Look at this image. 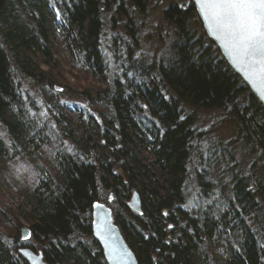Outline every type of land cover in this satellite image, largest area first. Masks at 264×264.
I'll return each mask as SVG.
<instances>
[{"label":"trees","instance_id":"obj_1","mask_svg":"<svg viewBox=\"0 0 264 264\" xmlns=\"http://www.w3.org/2000/svg\"><path fill=\"white\" fill-rule=\"evenodd\" d=\"M150 2L0 0V264H29L22 247L46 264H108L96 201L139 264H264V107L190 29V2L166 7L174 31L141 54ZM73 70L93 82L78 91ZM225 121L227 141L211 132Z\"/></svg>","mask_w":264,"mask_h":264},{"label":"snow or ice","instance_id":"obj_2","mask_svg":"<svg viewBox=\"0 0 264 264\" xmlns=\"http://www.w3.org/2000/svg\"><path fill=\"white\" fill-rule=\"evenodd\" d=\"M195 4L210 35L264 99V0H195ZM101 231H108L107 226ZM124 255L115 243L109 245V259L122 260Z\"/></svg>","mask_w":264,"mask_h":264},{"label":"rangeland","instance_id":"obj_3","mask_svg":"<svg viewBox=\"0 0 264 264\" xmlns=\"http://www.w3.org/2000/svg\"><path fill=\"white\" fill-rule=\"evenodd\" d=\"M188 2L190 1L189 0H151L149 4V8H148L147 18L146 20L142 22V27L139 28V34H140L141 44H142L141 54H145L146 56L150 58L160 53L161 42H164L165 40H167V37L169 36V34H171L172 31H174V23L171 20L166 19L164 10L171 3H177L182 8H186V6L188 5ZM189 27L192 31L199 30V28L202 27L199 21V18L197 20L195 16H191L189 19ZM41 67L43 69H47L45 65H42ZM65 70L68 71L67 68H65ZM77 73H78L77 71L73 70L71 74L66 73V76L69 78L68 80L72 85L76 84L75 87H78V91H80L79 90L80 85L84 86L86 85V82L88 83L93 82L90 77H87L88 81L84 80L85 82L76 81L75 79L77 77L76 75H79ZM79 77L82 78V76H79ZM55 88L62 93L64 92V88L60 87L59 85H55ZM69 92H70L69 95L66 94L69 99H72L71 97L76 96V94L73 91H69ZM208 113L209 114H207V116L209 117L213 116L216 120H218L216 118L218 116H215L216 112L215 113L208 112ZM203 116L208 119L206 115H203ZM211 128H212V131H211L212 134L222 139L223 141H227L235 133L234 128L230 125V122H226V121L217 122V124L215 126H212ZM0 133L4 134V130L2 128H0ZM48 152H49L48 148H43L42 152L40 153L41 161L43 162L44 165L50 164L51 158L49 157ZM15 173L17 174V176H21V177H23V175L25 176L27 175L26 171L22 169L21 167H17L15 169ZM25 180H26V177H25ZM26 182L33 183L32 178L30 177L27 178ZM8 191H10V194H13V191L9 190V188H8ZM23 224L26 225L27 227L26 222H23Z\"/></svg>","mask_w":264,"mask_h":264},{"label":"water","instance_id":"obj_4","mask_svg":"<svg viewBox=\"0 0 264 264\" xmlns=\"http://www.w3.org/2000/svg\"><path fill=\"white\" fill-rule=\"evenodd\" d=\"M192 5L195 7L197 16L199 21L202 25L204 32L206 33L207 37L216 45L219 49L222 57L225 59L227 64L232 68V70L239 75L245 85L250 89V91L256 96V98L262 103L264 107V99H262L259 93L253 89L252 85L245 79L244 73L241 72L233 63L231 58L225 52L224 48L222 47L221 43L217 41L212 35H210L206 23L204 22L203 18L199 14V8L195 4V0H189ZM102 205V208H97L95 205ZM129 208L136 212L141 213V201L140 197L137 192L132 194L131 200L128 202ZM107 226L108 231H101V228ZM92 227H93V235L97 242L99 243L103 255L108 264H139L137 257L129 244L127 243L126 239L124 238L121 229L115 223L113 218V213L110 207L106 204L101 202H95L92 206ZM98 231L100 232L97 235ZM23 238L27 236L30 237V230L29 228L25 227L22 229ZM115 243L118 247H120L126 255L123 256L122 260H114L109 259V245ZM21 254H23L26 259L29 261L30 264H46L43 258L42 251H34L32 249H21Z\"/></svg>","mask_w":264,"mask_h":264},{"label":"bare ground","instance_id":"obj_5","mask_svg":"<svg viewBox=\"0 0 264 264\" xmlns=\"http://www.w3.org/2000/svg\"><path fill=\"white\" fill-rule=\"evenodd\" d=\"M116 17H117V16H116ZM111 197H112V196H111ZM96 202H97V201H96ZM94 203H95V202H94ZM94 203H93V204H94ZM29 238H30V237H29ZM29 238H27V239H29ZM22 239H23V240H27V239H24V238H23V234H22ZM21 249H30V248H28V247H22V248H20V249H19V253H20V254H21V252H20ZM39 251H40V250H39ZM22 255H23V254H22ZM23 256H24V255H23ZM24 257H25V256H24ZM25 259H26V257H25ZM26 260H27V259H26ZM27 261H28V260H27ZM28 262H29V261H28ZM29 264H30V263H29Z\"/></svg>","mask_w":264,"mask_h":264}]
</instances>
